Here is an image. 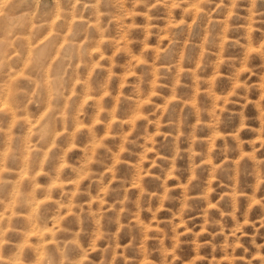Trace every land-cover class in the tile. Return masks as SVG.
I'll list each match as a JSON object with an SVG mask.
<instances>
[{"label": "rangeland", "instance_id": "374dc122", "mask_svg": "<svg viewBox=\"0 0 264 264\" xmlns=\"http://www.w3.org/2000/svg\"><path fill=\"white\" fill-rule=\"evenodd\" d=\"M0 41V264H264V0H0Z\"/></svg>", "mask_w": 264, "mask_h": 264}, {"label": "bare ground", "instance_id": "6f19581e", "mask_svg": "<svg viewBox=\"0 0 264 264\" xmlns=\"http://www.w3.org/2000/svg\"><path fill=\"white\" fill-rule=\"evenodd\" d=\"M10 18H11V17H10ZM12 18H13V17H12ZM12 18H11V19H12ZM6 22H7V21H6ZM2 40H3V39H2ZM1 42H3V41H0V43H1ZM31 42H32V41H31ZM28 43H29V42H28ZM36 43H37V42H36ZM31 44H32V43L29 44V45H30L29 49L32 48V47H31ZM1 45H3V44L1 43ZM1 45H0V46H1ZM38 45H39V44H38ZM42 45H43V44H42ZM41 47L44 48V46H41ZM36 48H37V46H36ZM0 49H1V47H0ZM3 49H4V48H3ZM34 50H35V49H34ZM40 50H41V48H40ZM40 50H39V51H40ZM1 51H3V50H1ZM4 51H5V53H6V50H4ZM4 51H3V52H4ZM9 51H10V50H9ZM3 52H2V53L0 52V64H1V66H3V65H2L3 62H4V63L6 62V61H3V59H5L4 57H7V55H8V57H9V54H10V53H9V54H7V55L5 56ZM41 53H43V50L41 51ZM41 53H40V54H41ZM7 59H8V58H7ZM9 62H10V61H9ZM8 64H9V63H8ZM5 66H6V65H5ZM8 67L10 68V66H8ZM9 68H7V69H8V72L10 71ZM1 69H3V68H1ZM3 70H5V69H3ZM13 71H14V70H13ZM13 71H10L9 74L6 75V77L9 75V80H11V77H12L11 75H13L12 73H14ZM5 73H7V71H6ZM2 74H3V73H2ZM4 75H5V74H4ZM4 75L0 76V99L3 98V99L0 101V106H1V105H2V106L4 105V103H5L6 101H3V100H4V99L6 100L8 97L6 98L5 96L9 94V90H8V88L5 86V83H4V82H5V76H4ZM8 84L10 85L9 82H8ZM7 86H8V85H7ZM10 86H12V85H10ZM9 89H11V88H9ZM7 101H8V100H7ZM6 104H7V103H6ZM2 106H1V108H2ZM4 106H7V105H4ZM5 108H6V107H5ZM7 109H8V108H7ZM4 111H6V110H4ZM4 111H3V112H4ZM8 112L10 113L11 118L14 119L15 113H14L13 109H11V107H10V110H9ZM32 230H33V229H32ZM31 233H32V232H31Z\"/></svg>", "mask_w": 264, "mask_h": 264}]
</instances>
